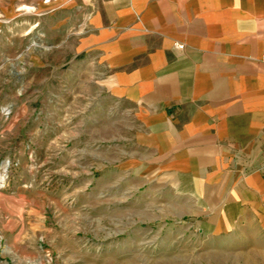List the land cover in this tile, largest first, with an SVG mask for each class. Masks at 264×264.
Instances as JSON below:
<instances>
[{"label": "rangeland", "instance_id": "1", "mask_svg": "<svg viewBox=\"0 0 264 264\" xmlns=\"http://www.w3.org/2000/svg\"><path fill=\"white\" fill-rule=\"evenodd\" d=\"M64 1L0 0V264H264L263 238L225 240L127 170L131 120Z\"/></svg>", "mask_w": 264, "mask_h": 264}, {"label": "crops", "instance_id": "2", "mask_svg": "<svg viewBox=\"0 0 264 264\" xmlns=\"http://www.w3.org/2000/svg\"><path fill=\"white\" fill-rule=\"evenodd\" d=\"M64 4L131 120L127 170L225 240L264 239V0Z\"/></svg>", "mask_w": 264, "mask_h": 264}]
</instances>
